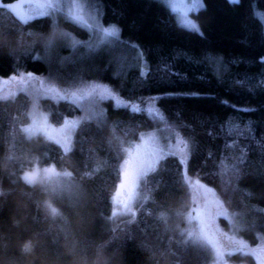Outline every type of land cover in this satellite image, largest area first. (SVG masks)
Listing matches in <instances>:
<instances>
[{
	"label": "trees",
	"instance_id": "obj_1",
	"mask_svg": "<svg viewBox=\"0 0 264 264\" xmlns=\"http://www.w3.org/2000/svg\"><path fill=\"white\" fill-rule=\"evenodd\" d=\"M90 1L104 26L123 29L121 40L134 36L135 51L116 37L113 50L92 47L90 32L64 17L25 25L0 8V76L34 73L28 87L43 93L39 108L54 127L83 116L66 152L24 134L27 93L0 99V264H212L210 252L179 230L196 205L186 178L199 180L225 209L231 221L220 217L224 230L230 225L251 246L264 241V0H222L196 13L207 41L178 31L159 0ZM59 34L62 41L54 40ZM134 52L143 53V67L130 62ZM188 92L217 98H180ZM153 130L179 135L187 163L181 168L173 153L157 159L145 173V200L114 218L124 147ZM36 166L53 179L25 182L21 175ZM227 258L255 264L242 251Z\"/></svg>",
	"mask_w": 264,
	"mask_h": 264
},
{
	"label": "rangeland",
	"instance_id": "obj_2",
	"mask_svg": "<svg viewBox=\"0 0 264 264\" xmlns=\"http://www.w3.org/2000/svg\"><path fill=\"white\" fill-rule=\"evenodd\" d=\"M164 6L168 7L174 14L176 21L181 18V13L185 10L186 6H190L193 0H159ZM41 5H52L51 7H39ZM175 9V10H174ZM24 13L26 19H31L40 16H52V17H64L68 20L74 21L75 23L83 26L92 35L94 43L92 47H100V45H109L108 50H113L112 45L115 37L106 36L105 30L110 29L109 26H104L99 17V11L97 7L90 0H31V7L25 6L20 10ZM41 13H44L41 15ZM197 12H189L188 18L193 20L195 23V15ZM263 17H258L264 25V14L260 12ZM130 62L138 63L139 66L143 67L144 62L141 55L138 52L132 53L129 57ZM127 58V60H129ZM264 59V58H263ZM29 73H23L20 75L8 76V78L0 76V99H6L14 97L19 91L27 93L31 97V105L29 109L30 123L23 128V132L27 138L43 137L44 139L54 142L62 147L64 151H69L71 143L76 130L83 120L82 115L68 118L64 124L54 127L49 122L48 114L39 108V94L43 93H32L28 87L30 84L35 85L37 78L34 75H28ZM40 92V91H39ZM91 115H85L86 119H89ZM143 137V139H141ZM183 141L184 143H181ZM146 144L148 149H154L156 151V159L165 156L167 153H173L178 155L182 159L186 160L188 156V148L184 145L186 142L179 136L174 135L173 131L168 130H153L144 132L140 135L138 140L133 144L124 147L125 159L128 158L130 152H134L137 146ZM182 151L186 155H181ZM147 162L142 165L143 175L136 181L138 185L132 194V199L129 206L126 207L116 200V193L112 200L113 203V216L114 218H120L125 215L133 213L136 206L145 200V194L143 192V181L145 173L148 167L151 166V158L147 157ZM124 159V160H125ZM124 163V162H123ZM123 167V164H122ZM46 168L36 166L32 170L26 171L21 175V178L28 184H36L42 179L50 180L55 175L50 170H44ZM48 181V180H47ZM52 191L59 189V183L52 181ZM186 183L190 190V203H196L195 208L200 209L198 215H202V219L191 220L186 219L185 226L183 229H179L181 234L184 235L186 240H195L196 243L201 244L206 248L212 258V264H235L231 262L227 255L242 251L244 254H252L255 264H264V241L256 246H251L248 242L242 239L234 233L232 228L228 227V230H224L219 223L220 217H230L225 212V209L217 201L211 191H208L200 183L197 184L195 179L186 178ZM49 207L54 214H57L58 209L51 203ZM195 215L189 214V216ZM188 216V218H189ZM211 221L207 225L208 221ZM231 221V220H230ZM229 221V222H230ZM207 225V226H205ZM232 225V224H231ZM232 230V231H231ZM243 264V263H240Z\"/></svg>",
	"mask_w": 264,
	"mask_h": 264
},
{
	"label": "snow or ice",
	"instance_id": "obj_3",
	"mask_svg": "<svg viewBox=\"0 0 264 264\" xmlns=\"http://www.w3.org/2000/svg\"><path fill=\"white\" fill-rule=\"evenodd\" d=\"M149 3L152 2V0H148ZM218 2H222V0H193L190 6H186L185 10L181 13V18L175 22L174 27L182 32L185 35H188L190 37H193L197 39L198 41H207L208 36L205 34V31L202 30L201 26H199L197 23H195L193 20L188 18L189 12H197V13H207L209 5L215 4ZM227 3L231 6H237L240 5V0H227ZM31 7V0H0V8H3L7 10L9 13L14 14L16 17H18L25 25L29 23L28 19L25 18L24 13H22L20 10L25 7ZM52 5H41L39 7H51ZM242 7V6H241ZM175 10V9H174ZM234 11H239V8H233ZM44 13H41L43 15ZM197 19H199V16H197ZM123 32V29L119 27L117 24H113V26L110 29L105 30L106 36H112L116 37L118 44L124 48H131L133 51H135L138 47L136 43H131V41L134 39V36H129L127 40H121L120 35ZM56 41H62L63 34L55 35L53 37ZM143 53H141V56ZM191 59V57H189ZM204 59L205 60H212L213 55L208 52V50H205L204 53ZM264 63V59L261 61ZM15 73H13V76ZM28 75H34V73H29ZM8 78V77H5ZM223 82V81H222ZM235 83V82H234ZM169 96H174L176 94L170 93ZM180 98H197V99H216L215 96H205L202 97L200 93L198 92H188V93H180ZM149 100H163L165 97H149ZM222 104H227V101H221ZM231 107H235L234 105H230ZM139 109L133 105L132 112L138 113ZM240 111H254V109H240ZM143 139V137H141ZM181 143H184L181 141ZM185 148H187V144L184 145ZM145 153L147 154L148 158H151V161L153 164L158 163L159 161L156 159V151L154 149H148L146 144H139L134 152H130L128 155V158L124 160L123 167L120 172V183L117 185V193H116V200L118 203L128 207L129 203L132 199V194L134 189L138 186L136 184V181L144 174L142 165L147 162L145 158ZM181 155H186L182 151ZM187 161L184 159H180L178 161V164L181 168H184ZM200 181H197V184H199ZM195 215L189 216V221L195 219L200 221L202 219V215H198L197 213L200 212V209L193 208L192 210Z\"/></svg>",
	"mask_w": 264,
	"mask_h": 264
}]
</instances>
